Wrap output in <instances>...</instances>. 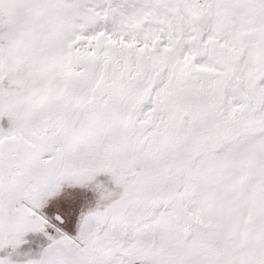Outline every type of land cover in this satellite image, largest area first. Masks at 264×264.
I'll return each instance as SVG.
<instances>
[{"label": "snow or ice", "instance_id": "6c2138e0", "mask_svg": "<svg viewBox=\"0 0 264 264\" xmlns=\"http://www.w3.org/2000/svg\"><path fill=\"white\" fill-rule=\"evenodd\" d=\"M0 264H264V0H0Z\"/></svg>", "mask_w": 264, "mask_h": 264}]
</instances>
